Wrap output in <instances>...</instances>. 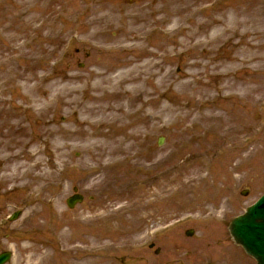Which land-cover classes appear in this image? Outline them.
I'll return each instance as SVG.
<instances>
[{
    "label": "rangeland",
    "instance_id": "1",
    "mask_svg": "<svg viewBox=\"0 0 264 264\" xmlns=\"http://www.w3.org/2000/svg\"><path fill=\"white\" fill-rule=\"evenodd\" d=\"M0 171L8 264H254L264 0H0Z\"/></svg>",
    "mask_w": 264,
    "mask_h": 264
},
{
    "label": "water",
    "instance_id": "2",
    "mask_svg": "<svg viewBox=\"0 0 264 264\" xmlns=\"http://www.w3.org/2000/svg\"><path fill=\"white\" fill-rule=\"evenodd\" d=\"M163 144V140L160 141ZM77 200H69L68 204L72 208ZM230 231L235 241L242 245L249 255L253 256L258 264H264V197L247 214L236 219ZM9 254L0 256V264H5L9 260Z\"/></svg>",
    "mask_w": 264,
    "mask_h": 264
},
{
    "label": "bare ground",
    "instance_id": "3",
    "mask_svg": "<svg viewBox=\"0 0 264 264\" xmlns=\"http://www.w3.org/2000/svg\"><path fill=\"white\" fill-rule=\"evenodd\" d=\"M129 62H131V61H129ZM143 71V67H141V66H135L133 69H131L130 71H129V73L127 74V73H125L122 77H121V92L123 93V94H126V92L128 91V90H126V89H124V87H125V85L127 84V83H130V82H138L140 79H141V77H140V73ZM111 72H106V71H102L101 73H96V77H100L101 78V80H103V78H105V77H108L109 76V74H110ZM108 81H109V83H110V79H109V77H108V79H107ZM114 85H115V81H113L112 82ZM111 83V84H112ZM92 89H94V88H92ZM95 89H96V91H100V87H95ZM106 87L104 88V91L106 92ZM101 92V91H100ZM105 98H107V96H106V94L104 93V97H103V99L105 100ZM124 110V106L120 103V104H118V106H117V111L118 112H122ZM125 116L126 117H130L131 116V114L128 112V113H126L125 114ZM128 125H130V124H128ZM131 136H133V135H131ZM27 146H28V144H26V145H24V152H22L23 154H28L27 156L29 157V160H35V154H37V152H35V151H30L29 150V148H27ZM113 149H115V148H113ZM20 156H17V154L16 155H7L6 157H3L2 158V161H3V163H5V168H8V165H10L11 164V162L14 160V159H16V158H19ZM17 160V159H16ZM23 162H21L20 164H19V166L17 167V169L16 170H19V171H21L20 169H27L26 170V172H24V170H22V174H21V179L23 180L24 179V177H26V176H29L30 174H32L33 172L32 171H34L36 168H37V165L39 164V162L37 161V163L35 162V161H33V165H30V164H28V165H26L24 162H26V161H29L28 159H26V158H23ZM3 170L4 169H2V172H3ZM1 172V171H0ZM7 177V176H6ZM8 178V177H7ZM29 248H24V250H28ZM31 261V259L29 258L27 261H26V264H29V262ZM43 262V259H41L40 261L38 260L37 262H36V264H41Z\"/></svg>",
    "mask_w": 264,
    "mask_h": 264
}]
</instances>
